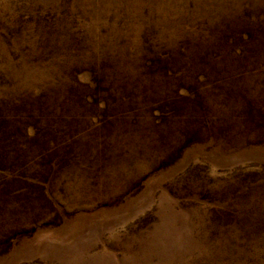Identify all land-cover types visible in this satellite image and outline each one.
Wrapping results in <instances>:
<instances>
[{"label":"rangeland","instance_id":"1","mask_svg":"<svg viewBox=\"0 0 264 264\" xmlns=\"http://www.w3.org/2000/svg\"><path fill=\"white\" fill-rule=\"evenodd\" d=\"M0 264H264V0H0Z\"/></svg>","mask_w":264,"mask_h":264}]
</instances>
